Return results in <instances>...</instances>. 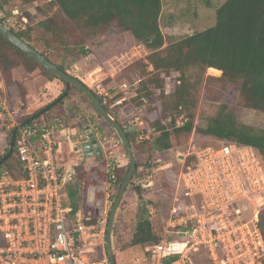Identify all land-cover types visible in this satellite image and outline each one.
I'll return each mask as SVG.
<instances>
[{
	"label": "built area",
	"instance_id": "2783aa9c",
	"mask_svg": "<svg viewBox=\"0 0 264 264\" xmlns=\"http://www.w3.org/2000/svg\"><path fill=\"white\" fill-rule=\"evenodd\" d=\"M134 84L136 92L138 80ZM131 87L121 85L125 95L117 104L128 99ZM0 104L4 115L9 110L6 98L1 96ZM133 121L144 128L139 137L151 139L153 129L139 112ZM65 127L55 122L38 130L29 125L18 129L15 146L21 167L17 175L5 171L0 176V264H110L108 195L119 161L115 156L106 164L107 186L98 185L104 188L103 215L87 203V192L74 205L68 191L76 180V165L60 161L62 137L57 140L55 134ZM8 137L4 148L10 147ZM191 154L194 160L178 174L168 211L157 209L161 238L145 246L144 259L150 264H198L194 257L205 252L210 264H264L259 226L263 159L252 146L233 143L201 146ZM168 165H153L142 186L155 188L157 172ZM149 212L157 216L155 210Z\"/></svg>",
	"mask_w": 264,
	"mask_h": 264
},
{
	"label": "trees",
	"instance_id": "16d2710c",
	"mask_svg": "<svg viewBox=\"0 0 264 264\" xmlns=\"http://www.w3.org/2000/svg\"><path fill=\"white\" fill-rule=\"evenodd\" d=\"M36 2H42L36 5L38 12L46 14L45 18L37 21L41 33H37L36 28L29 24V21L27 23L23 21L24 18L32 17L26 8ZM12 7L20 11L17 16L21 25L19 27L10 25L9 27L53 62L54 60L47 52L62 46L72 50L70 47L74 37L72 31L76 33L78 30L81 32V39H84L98 36L115 27L129 33L135 41L142 43L149 50L146 59L134 63L135 66L131 72L136 73L135 80L139 79L136 100L142 102V98L146 97L158 105L157 98L161 97V106L154 109L150 107V112L145 117L150 128L153 129L151 139L146 142L152 151L169 150L181 144L184 138L189 137L196 129L197 102L194 96L195 85L192 84V80L196 78L198 82H201L208 69L222 72L218 79L225 84L237 87V103L239 105L264 114V0H225L217 8L216 23L213 26L197 29L191 34L169 43L166 42L160 25L162 0H0V10L6 12L0 21L6 25L7 17L14 15ZM1 45L7 50L14 49L20 62L7 60L6 51H3ZM81 51L86 53L88 50L81 46ZM54 63L66 71L63 64ZM0 64L4 72H8L18 65L23 66L28 72L39 67L47 75L61 80L1 33ZM149 66H152V70L148 69ZM172 72H177L178 75L172 79V89L167 91V79L171 77ZM61 81L64 83V89L58 96L62 95L66 89L65 82ZM77 93L81 94L101 116L91 100L78 87L72 85L65 98L44 111L36 119L29 121L28 125L35 130L42 126L48 128L55 122H63L66 126H70L68 117L79 119L82 126L92 122V118L87 116L80 104L77 105L79 107L67 104V99L72 95L77 98ZM96 95L110 114L125 127L118 117L117 107L110 106L111 103H105L101 95L97 93ZM50 103L29 114L21 123L29 120ZM63 105L66 107L64 111L61 113L55 111L57 107L61 109ZM182 115L185 120L178 124V117ZM13 129L14 127L10 129L9 142ZM126 132L131 143H134L133 134L127 129ZM197 132L215 139V142L210 143L214 145L221 143L250 145L255 148L264 161V129L242 122L226 103L219 104L217 112L207 117L206 125L199 128ZM17 135H19V131H17ZM119 143L127 153L122 142ZM133 148L137 149L135 145ZM8 152L9 147L4 152L0 151V176L6 170L14 171V168L21 167L17 147H14L12 155L7 156ZM193 160L194 155L189 154L179 173L192 164ZM128 168L129 163L125 167L118 166L113 170L116 178L109 188L113 191L110 196L112 204ZM139 169L140 164L137 163L135 177ZM83 171L76 166L77 182L69 188L71 197L74 196V190L81 188V184L87 176V172ZM150 173L151 171L148 174ZM108 177L109 174L105 172L104 183ZM177 179L178 176L173 184L170 203L176 190ZM133 187L140 194L143 186L139 181L133 184ZM168 209L166 210L168 211ZM259 226L264 233V208L259 214ZM160 238L161 229L154 227L153 218L149 214L146 203L144 205L140 203L139 218L130 243L146 246ZM194 260L198 264H210L205 252L197 254Z\"/></svg>",
	"mask_w": 264,
	"mask_h": 264
},
{
	"label": "rangeland",
	"instance_id": "374dc122",
	"mask_svg": "<svg viewBox=\"0 0 264 264\" xmlns=\"http://www.w3.org/2000/svg\"><path fill=\"white\" fill-rule=\"evenodd\" d=\"M224 1L162 0L160 25L165 34L166 42L177 41L197 29H206L213 26L216 23L217 8ZM39 3L42 2H36L28 6L26 9L31 13L32 17L30 19H23L25 23L29 21L28 23L36 28L37 33H41V29L37 26V21L46 17V14L38 12L36 5ZM12 8L14 15L7 17V26L19 27L21 23L17 15L20 14V11L15 7ZM5 14L6 12L0 10V18L4 17ZM72 35H74L70 46L72 50H68L65 46H62L59 49L48 51L47 54H50L54 62L63 64L67 73L79 78L94 92L101 95L105 103H111L110 106L117 107L118 117L125 124L126 129L133 134L135 139L132 145H135L137 148L135 149V154L137 163L140 164V169L136 177L133 176L128 192H126V196L121 201L116 213L113 227L114 255L118 264H150L148 260L144 259L146 256L145 245H132L130 243L139 218L140 203H146L149 211L155 210L157 216H153L150 212L149 214L153 218L154 227L156 229L157 227L160 228V218L157 209L162 208L164 212L167 211L173 184L179 174V170L183 167L184 160L195 149L215 142V139L199 134L197 130L206 125L207 117L217 112L219 104L226 103L230 109L235 111L242 122L257 128L264 129V114L239 105L237 103V87L225 84L222 80L218 79L222 72L219 73L208 69L201 82H198L196 78L192 80V84L195 85L194 96L197 102L195 110L196 129L189 137L184 138L181 144L163 152L152 151L151 147L146 143L148 139H141L139 137V132L141 129H144L143 126L141 128L133 119L139 112L146 127H150L145 117L150 112V107L154 109L161 106V97L158 96L157 92L158 98L156 102H158V105L149 101L146 97L142 98V102L136 100L138 91L136 89V92H133L135 89L134 83L136 80L134 77L136 73L131 72V69L135 66L134 63L145 60L149 50L142 43L135 41L129 33L115 27L100 33L98 36H90L84 39H81V32L79 30L76 33L72 31ZM1 46L3 51H6L7 60L20 62V58L14 49L7 50L3 45ZM81 46H84L88 51L82 53ZM148 69L152 70V66H149ZM177 75V72H172L171 77L167 79V91L172 89V79ZM136 79L139 80L138 78ZM55 81L59 83V87L52 89L51 83ZM124 82H128L132 87L127 94L128 99L124 100L121 104H117V99L125 95V92L121 88ZM63 89L64 83L61 80L47 75L39 67L32 72H28L21 65L13 67L8 72H4L0 67V98L1 96L6 98L9 106L8 112L0 115V151L6 150L4 148V138L10 133L7 125L17 122L15 125L17 126L29 114L34 113V111L43 105L53 101ZM67 100V104L70 106L79 107L77 105L80 104V107H83L87 114L91 110H94L93 106L79 93H77V98L72 95ZM65 109L66 107L63 105L61 109L57 107L55 111L61 113ZM67 120L70 122V124L68 123L70 131L67 132L58 128V130L54 129L57 140L61 137V134L65 137L68 136L62 138L64 141L69 137L75 138L71 133L73 126L76 123L82 126V122L79 119L75 120L68 117ZM184 120L185 118L182 115L178 117L177 123L180 124ZM10 127L12 128V126ZM105 142L107 147H111V150L114 148L116 152L125 157L127 156L129 163L128 153L125 152L122 145L116 144V141L113 139L106 140ZM69 150L68 144L66 142L62 143L61 148L58 149V154L60 156L63 154L67 156V151ZM68 158L73 163L81 161L78 167L84 170L83 172H87L81 188L74 190L77 192L74 195L78 204L89 186L105 184L103 179L105 178L106 171L104 163H100V160L96 156H82L76 148L71 149ZM164 163H169L171 166H164V168H161L157 172L155 188L141 187L142 191L139 194L134 189L133 184L143 181L149 175L148 173L151 171L153 165ZM9 172L17 175L19 168H14V171ZM76 182L77 178L72 185ZM102 196L103 192H98V197ZM110 210L111 207L109 215Z\"/></svg>",
	"mask_w": 264,
	"mask_h": 264
},
{
	"label": "water",
	"instance_id": "95a60500",
	"mask_svg": "<svg viewBox=\"0 0 264 264\" xmlns=\"http://www.w3.org/2000/svg\"><path fill=\"white\" fill-rule=\"evenodd\" d=\"M0 33L5 38H7L11 43H13L15 46H17L22 51L27 53L29 56L34 58L40 65H42L47 70H49L50 72L58 76L66 84L65 92L62 95L58 96L55 100L51 101L49 105H47L46 107L38 111L29 120L24 121L14 127L12 134H11V138H10V147H9V152L7 156L12 155L14 152L15 138H16L18 129L22 126L28 125L29 121L36 119L44 111H47L57 102L65 98L68 92L70 91V88L72 85H75L76 87H78L91 100L93 105L100 112L101 116L115 129L118 136L120 137L122 144L126 148L128 156H129V168L121 184L120 190L111 206L109 221H108V226H107V253L109 256L110 264H117L114 251H113V227H114L115 217L119 209V205L124 197V194L126 193V190L135 174L136 165H137V158H136L135 150L132 146L130 139L128 138L125 127L122 125L121 122H119L116 118H114L110 114V112L104 106L100 98L86 83H84L79 78L74 77L70 75L69 73H67L66 71H63L62 69H60L58 65H56L52 60H50L45 54H43L32 44H30L29 42L21 38L9 26L2 23L1 21H0ZM86 132H87V137L84 141L81 142V146L84 152L87 155H91V156L95 155L96 153L102 154L103 149L100 145V142L98 138L96 137L95 133L89 128V126H86ZM103 191H104L103 187H100V186L98 187L96 185L89 186L87 190V203L91 206H97L96 214H100V215H103L104 213L103 208H99L104 205V198L98 197V192H103ZM75 201L76 199L72 198V203L74 205H75ZM141 205H144V202H142Z\"/></svg>",
	"mask_w": 264,
	"mask_h": 264
},
{
	"label": "crops",
	"instance_id": "0c3cea01",
	"mask_svg": "<svg viewBox=\"0 0 264 264\" xmlns=\"http://www.w3.org/2000/svg\"><path fill=\"white\" fill-rule=\"evenodd\" d=\"M58 87H59V83H57L56 81L51 83L52 89H57ZM94 110H91L90 113L87 114L88 117L92 118V120H93L92 122L86 123L83 126H79L76 122H74L76 124L73 126L71 133H72V136L74 135L75 138L69 137L64 141V139L62 140V138H65V136H62V134H61L62 138H60L61 140H59V144H58L59 147L57 146V149L61 148L62 143L66 142L68 144V147L70 148V150L67 151L68 152L67 156L65 154H63L62 156H60L58 154L60 161L63 162L64 164L68 165V166L80 165L81 161L73 163V162H71V160H69L68 156L70 155L71 149H73V148L78 149L79 153L82 156H85V155L87 156V154L84 151L82 152L83 148L81 146V142L86 139V137H87L86 126H89V128L95 133V135L98 138L100 145L103 149L102 154L96 153V155H94V157L96 156V158L98 160H100V163H104V167L107 168L106 164H108L110 161H113V157L116 156L118 161H119V166L125 167L128 163V157L127 156L125 157V156L121 155L119 152H116L114 150V148L111 150L110 149L111 147H109V146L107 147L106 142H105L106 140H110V139L112 140L113 139L116 141V144H120L119 143L121 141L120 137L118 136L115 129L102 116L98 115L96 110L95 111ZM65 128L66 129H61V130H64L67 132L70 131L69 128H67V127H65ZM71 133H70V135H71ZM66 137H68V136H66ZM110 151L113 152V155L110 154ZM89 156H91V155H89ZM105 183L106 184H102V185L107 186V182H105ZM128 189H129V186H128ZM128 189L126 190V192H128ZM112 193H113V191L110 190V193L108 195L109 196L108 197L109 204H110V196ZM103 196H104V194H103ZM125 196H126V193L124 194L123 199L125 198Z\"/></svg>",
	"mask_w": 264,
	"mask_h": 264
},
{
	"label": "flooded vegetation",
	"instance_id": "af4514ba",
	"mask_svg": "<svg viewBox=\"0 0 264 264\" xmlns=\"http://www.w3.org/2000/svg\"><path fill=\"white\" fill-rule=\"evenodd\" d=\"M96 155V154H95ZM135 175V174H134ZM72 192V191H71ZM74 193H77L76 191H73V195H74ZM68 194L70 195V192L68 191ZM71 197V196H70ZM71 198H75L76 199V196L74 195V196H72ZM82 198H84V195H83V197ZM76 203H77V199H76V201H75ZM145 251H146V249H145Z\"/></svg>",
	"mask_w": 264,
	"mask_h": 264
}]
</instances>
